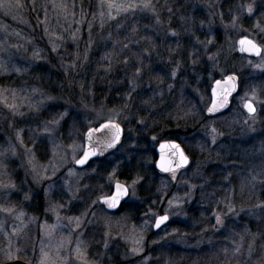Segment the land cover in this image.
<instances>
[{
    "label": "rangeland",
    "instance_id": "rangeland-1",
    "mask_svg": "<svg viewBox=\"0 0 264 264\" xmlns=\"http://www.w3.org/2000/svg\"><path fill=\"white\" fill-rule=\"evenodd\" d=\"M66 1L40 0L33 10L42 20L39 29L42 37H26L20 28L25 24L22 17L25 10L21 0H0V153H4L0 156V183L16 185L11 190L0 188V208L14 209L11 213L0 211V263L23 260L30 264H40L43 248L49 255V264H85V261L87 264H104L105 259H110L106 255L110 250H114V254L127 263L148 264L159 247L175 245L190 248L199 246L201 242L206 243L208 237L211 238L213 233L224 226L216 225V214L223 216L224 223L229 217L239 221L238 217L245 213L252 219L257 218L260 209L253 206L260 201L237 204L230 195L224 209H218L217 206L212 208L209 215L212 223L203 228L201 233L192 234L182 229V223L185 227H195L188 222L191 220L188 207L198 203L197 197L204 202L202 198H207L204 195L206 187H214L212 179L205 177L202 172V168L209 163L217 161L222 165L226 172L225 183L233 182L235 172L240 178V190L243 188L246 192H259L264 183V61L261 57L233 56L236 51L235 42L240 36H248L264 45V32L260 31V28H264L263 24L256 20L252 29L244 20L250 16L243 6L253 3V0H188L181 8L176 6V9L174 6L179 4L177 0H152L154 11L131 7L139 5L141 0H98L97 16L102 24L120 16L144 18L142 22L155 40L152 50L146 53L148 61L167 73L163 88L159 91L160 86L156 92L157 97H166L167 104H174L172 97L175 101V96L179 94L181 98L177 99L186 108H201L205 111L209 103V95L204 93L206 84L210 88L215 79L228 73L244 77L243 90H238L233 98L234 104L229 107V113L222 119L207 121L201 130L205 136L202 139L207 142L209 151H215L216 155L209 153L207 158L196 163L191 170L188 167L180 170L176 181L171 176L159 174L156 189L158 198L143 212L134 206L137 202L143 206V202L139 201L137 184L136 195H129L122 207L111 214L103 209L99 198L110 194L115 181L132 185L136 178L122 174L123 164H129L132 160L128 159L130 156H135V160L142 163L144 168L154 166L156 155L152 158L151 151L155 152L161 141L157 142V138L153 140L155 135L148 136L147 144L141 143L140 146L137 132L145 129V123L140 124V120H134L130 109H105L91 106L82 99L79 102L84 110L78 109L76 113L79 114L78 122L81 121L79 125L85 127L83 132L72 125L66 129L63 121L67 116L58 125H48L53 129L51 136L42 132L46 122L59 118L58 113L65 109L71 113L72 110L61 90L58 89L55 94L50 93L37 83L33 74L40 65L49 63V52L56 53L67 42L76 45L80 43V23L75 21L72 12L66 10ZM256 6L264 8V0H255L254 8ZM233 15H239L236 27L231 26ZM157 17L159 24L156 23ZM257 24L260 28L256 27ZM173 30L178 36L171 35ZM210 38L214 43L208 45L207 49L196 42L197 39L206 41ZM218 38L220 41L216 42ZM170 41H175V44L167 51L166 46ZM37 51L42 59L34 57ZM213 54L216 55L215 62L208 59ZM193 59H197L198 63L193 64ZM177 61L181 68L177 76L172 77L170 73ZM144 79L141 77L137 81V90L150 87L152 92L156 91V86ZM253 88L257 96L254 119L243 111L244 101L241 99L246 92L251 97ZM48 96L56 99L47 100ZM12 104L17 105L16 114L7 107ZM38 104L39 111L35 108ZM109 120L124 126L122 143L103 158L76 167L73 147L77 150L78 159L83 155L85 132L95 128V124L100 121ZM212 128L221 133L216 135L215 143L212 141ZM139 150L141 152L137 153ZM30 160L32 163H29ZM33 165L40 175L52 176V179L37 183ZM70 169L77 175L70 176ZM93 169L96 171L93 172ZM113 169L115 173L109 179ZM252 176L256 177L255 181L251 179ZM66 180L74 192L79 188L76 199L70 198L64 183ZM50 184L54 185L53 194L46 199L44 189ZM26 193L30 199H25ZM170 200L173 201L171 207ZM93 201L96 203L93 204ZM50 203H62L64 207L46 212ZM229 204L235 211H228ZM85 210L88 212L84 218L85 223L76 228L75 221L69 222L68 217L79 216ZM21 212L23 216L19 215ZM174 212H179V215H173ZM161 214L169 215V222L158 231H153L154 220ZM89 220L92 223H88ZM105 232L111 234L108 248L104 247L108 239ZM140 236H143V251L138 256H132L130 249L139 247L133 241ZM80 241H83L80 244L83 257H79L76 252ZM9 250L12 253L11 259L7 255Z\"/></svg>",
    "mask_w": 264,
    "mask_h": 264
},
{
    "label": "trees",
    "instance_id": "trees-1",
    "mask_svg": "<svg viewBox=\"0 0 264 264\" xmlns=\"http://www.w3.org/2000/svg\"><path fill=\"white\" fill-rule=\"evenodd\" d=\"M39 2L40 0H21L22 8L25 10L22 16L25 24L20 28L24 30L26 37H42L40 31L42 20L40 15L33 10ZM187 2L188 0H177L176 3L179 4L174 8H178L176 6L181 8V5ZM66 7L67 11L73 13L75 21L80 23L78 29V35L81 37L80 43L76 45L73 42H67L56 53L49 52V63L40 65L33 73L37 83L45 90L55 94L59 89L68 101L72 110L63 121L66 129L72 125L79 127L82 132L85 130L84 126L79 125L81 121L78 122L79 114L76 113L78 109L84 110L79 102L82 99L91 106L105 109H130V115L134 117V120L143 119L145 129L137 132L140 146L147 144L148 136L153 135L156 136L157 142L166 139L180 142L190 158L188 170L207 158L209 153L216 155L215 151H209L207 142L202 139L204 135L201 130L207 121L222 119L229 113V110L216 117H207L201 108L198 110L186 108L178 100L181 98L179 94L175 96L178 98L175 101L172 97L174 104H167L166 97L163 95L157 97V89L160 86L159 91L163 88L167 73L148 61L146 53L152 50L155 40L151 31L144 26L142 22L144 18L120 16L102 24L97 16L98 0H67ZM252 15V17L244 18L247 25L254 29V22L257 20L264 27V8L256 6ZM133 28L136 29L135 32L132 31ZM219 41V38L216 39V42ZM125 44L128 45L127 48H124ZM174 44L175 41L168 42L166 50H171ZM106 55L111 59L110 71H106L109 65V59L105 58ZM233 56L240 58L236 51L233 52ZM139 58H142L144 65L148 66L144 69L142 77H145L144 80L150 85L154 84L156 91L152 92L150 87L137 90L133 93L131 107L124 108L125 94L129 91L128 81L132 78L136 67L139 66L137 63ZM125 59L129 61L128 64L123 63ZM72 64H75V67L70 68ZM243 86L244 77L240 75L239 92L243 90ZM204 89V93L208 96V84ZM149 98H153L152 105H145L143 101ZM233 104L234 101H232ZM186 113L189 114L186 115ZM102 123L104 121L95 125L98 127ZM121 127L124 129V126L121 125ZM180 132L183 134H179ZM140 152V150L137 151V153ZM151 156L155 158L153 150ZM133 157L129 164H123L122 174L136 178L139 173L144 177L137 185L139 201L143 202V206L138 202L134 204L141 212L147 206H151L156 197L158 198L156 189L160 176L153 165L144 168L142 163H138L135 156ZM202 172L205 177L212 179L214 187L210 189L206 187L204 195L207 198H202L204 202L197 197L198 203L188 207L191 217L188 222L190 225L194 224L195 227H185L182 223V229L189 233H201L203 228L211 225L212 220L209 215H211L212 208L217 206L218 209H224L230 195L237 204H249L251 201L264 202V183L259 192H246L243 188L240 190L238 185L240 178L234 171L233 182L225 183V169L217 161L203 167ZM211 194H213L212 197H210ZM238 218L239 221L229 217L220 231L213 233L211 238H207L206 243L201 242L202 244L200 243L197 247L181 248L175 245L159 247L148 264H264V213L260 210V214L254 219L246 213ZM253 234L256 235L253 236ZM237 247H239V252L234 251ZM224 249L228 250L227 253ZM106 255L110 259H105L104 264H130L114 254V250L108 251Z\"/></svg>",
    "mask_w": 264,
    "mask_h": 264
},
{
    "label": "snow or ice",
    "instance_id": "snow-or-ice-1",
    "mask_svg": "<svg viewBox=\"0 0 264 264\" xmlns=\"http://www.w3.org/2000/svg\"><path fill=\"white\" fill-rule=\"evenodd\" d=\"M254 5H255V0H253V3L247 4L246 6H243L247 13L249 14V16H251L254 13ZM2 6V5H0ZM19 6V5H17ZM110 7L112 5H109ZM132 8L135 7H140L142 9L145 10H155V6L152 2V0H141V3L139 5H132ZM126 10V9H125ZM169 11H171V9H169ZM239 22V15H233L232 16V27H236V25ZM156 23L159 24L160 20L159 17H157ZM257 28H260L259 24L256 25ZM133 32L136 31L135 28L132 29ZM260 31L264 32V28H260ZM172 36H178V33L176 31H172L171 32ZM198 44H201L205 49H207L208 45L213 44L214 40L213 39H208L206 41H200L197 39L196 41ZM240 44V51L241 52H249V53H254L257 56H260L262 61H264V45H261L260 43H258L256 40L254 39H249L247 37L241 39L239 41ZM128 45L125 44L124 48H127ZM179 47V45H178ZM53 51H55V48H53ZM34 57L36 58H40L42 59V57H40V53L37 51L34 53ZM85 58L86 55H85ZM106 59H109V65L108 68L106 69V71H110L111 70V59L110 56L106 55L105 57ZM209 60H212L215 62L216 60V55L213 54L212 56L208 57ZM124 64H128L129 61L127 59H125L123 61ZM138 63V67H136L135 72L132 74V78L128 81L129 83V91L125 94V100H124V104L123 107L124 108H129L131 107L132 104V100H133V93L136 92L137 88L139 87V84L137 83V81L143 76L144 74V69L146 67H148L147 65H144L143 63V59L139 58L137 60ZM193 64L198 63L197 59H193L192 60ZM259 67V65H257ZM70 68L75 67V64H72L69 66ZM181 68V64L179 61L176 62L175 67L172 69L170 75L172 77H176L177 76V71ZM17 71H19V69H17ZM225 85H228V87L223 88L219 93L217 92V89L213 90V100H212V105L210 107L207 108L208 113H215L218 112L221 108L225 107L227 105V97L229 95H231L232 92L236 91V77L234 75H229L226 77V79L223 82ZM217 84V88L220 87L221 85V81H216ZM171 87V85L169 86ZM33 91L35 92L36 89H33ZM14 95V93H13ZM56 97L53 96H48L47 100H55ZM244 103H243V107L247 110V112L249 113V117L253 118L255 117V113H256V107H255V102L257 101V96H256V89L253 88L252 89V94L251 97H249V94L246 92L245 96L241 98ZM152 101L153 98H149L148 100L143 101V103L145 105H152ZM42 103V102H41ZM7 107H9L14 114L17 113V105L12 104V105H7ZM30 107H32L30 105ZM39 107L40 105H36L35 108L37 111H39ZM20 115H23V113H19ZM189 113H186V115ZM69 115V112L67 109H65L63 112L58 113L59 118L58 119H53L51 121H48L45 123L42 132L48 134L49 136H51L53 129L49 128L48 125H58L60 123L61 120H63L66 116ZM140 124H144L145 121L143 119H141L139 121ZM102 130H107V133L104 137L103 140H98L95 144L92 143V134L94 132H99ZM211 132L213 133V137H212V141L213 143L216 142V135L217 134H221L218 133V130L216 128H212ZM122 133H123V129L121 128V125L113 120H109L107 123L102 124L100 126V128H89L88 133H87V139H88V146L84 147L83 149V155L80 156L78 159L76 158V148L73 147V159L76 165H86L88 164L89 160L92 157H95L97 155H104V152L107 151L108 149H115L117 147V145H120L122 143ZM19 135V134H18ZM153 140L156 139V137H152ZM72 147V146H70ZM165 149H171L173 150L172 155L174 157H176V159H170L167 157V155L165 154ZM7 151V150H6ZM31 151V150H29ZM160 151H161V157L160 160L156 162V167L159 168V170L163 173H169L171 175V179L173 181L178 180V176L177 173L181 170L184 169L186 166H188L189 164V158L187 155H185L184 151L180 148L179 144H175V143H162L160 145ZM4 155V153H0V156ZM13 155H15V150L13 149ZM134 157L130 156L128 159L131 160ZM29 163H32V161L30 160ZM55 169V166H53ZM33 173L34 175V179L36 180L37 183H40L43 180H51L52 176H42L40 175L39 172H37L35 165H33ZM58 170V169H56ZM96 169H93V172H95ZM115 173V169H113V173L109 174V179H111L112 175ZM55 175V170L53 171V176ZM69 175L73 176V175H77V173L74 170H69ZM144 179V177L142 175H140L139 173H137L136 179H134L132 181V185L128 186L125 184H121L119 182H117L115 184V190L112 192L111 195H107V196H103L100 197V202L107 205L108 208L110 209H114L117 208L121 201L124 200L126 197H129V195L135 196L136 192H135V185H137L138 183H140L142 180ZM253 181L256 180L255 176H252L251 178ZM65 186H66V190L70 196L71 199H76L77 198V192L79 191V188H77V190L74 192L71 188V186L68 184V181L66 180L65 182ZM77 183L79 184V181H77ZM185 184L188 183L187 180L184 181ZM54 185H49L47 188L44 189V195L47 198H49L53 192ZM85 187H87V185H85ZM190 187H195V185H191ZM0 188H4V189H15L16 185L14 184H3L0 183ZM25 199H30L29 194H25ZM96 201H93V204H95ZM169 205L170 207L173 205V201H169ZM64 207V205L62 203H57V204H49V207L45 209V211H56L57 208H62ZM176 207H179V205H176ZM255 209H260L262 213H264V202L261 203H257L256 205L253 206ZM0 211H5V212H9L11 213L12 211H14V209L11 208H0ZM228 211L229 212H233L235 211L232 206L229 204L228 205ZM20 216H23L24 213L21 212L19 213ZM88 215L87 210H85L83 213H81L79 216H75V217H68L69 222L75 221L76 223V228H80L81 226L84 225L85 220L84 218ZM94 215V214H93ZM173 215H179V212H174ZM59 218V217H58ZM170 216L165 214V215H161V216H157L155 219V224L154 227L159 229L161 227V225H164L167 221H169ZM215 220H216V225H223L224 224V219L223 216L221 214H216L215 216ZM88 223H92V221H88ZM147 223V221L145 222ZM247 231V230H246ZM256 234H253V236H255ZM105 236L108 237V239L105 240L104 242V247L108 248V244H109V239H111V234L110 232H105ZM142 242H143V236H140L138 239H135L133 241L134 245H138L134 246L130 249V254L132 256H138L142 251H143V247H142ZM83 241H80L77 245L76 248V252L77 255L79 257H83V252L81 251L80 248V244H82ZM153 243H158L157 241H154ZM250 249H251V245H250ZM225 253H227V249H224ZM235 252H239V247L234 249ZM42 252V256H41V261L40 264H49V255L47 252H44L43 248L41 249ZM9 259L12 258V253L9 250V252L7 253ZM85 264H87V262L85 261Z\"/></svg>",
    "mask_w": 264,
    "mask_h": 264
},
{
    "label": "water",
    "instance_id": "water-1",
    "mask_svg": "<svg viewBox=\"0 0 264 264\" xmlns=\"http://www.w3.org/2000/svg\"><path fill=\"white\" fill-rule=\"evenodd\" d=\"M245 37H247V38H249V39H252V38H250V37H248V36H240V37L236 40V42H235V47H236V52H237V54H239V55H243V56H247V57H250V58H259L260 56H257V55H255L254 53L241 52V51L239 50V49H240L239 41H240L241 39L245 38ZM229 75H234V76L236 77V91H235V92H232L231 95H229V96L227 97V105H226L225 107L221 108L218 112H215V113H208L207 108L210 107V106L212 105V100H213V90H214V89H217V92L219 93L223 88L228 87V85H225L223 82H224V80L226 79V77L229 76ZM216 81H221V85H220L219 88H217ZM238 90H239V77H238V75H237L236 73H228V74L224 75L222 78H217V79H215V80L212 82V84H211V86H210V89H209V103H208V106L206 107V109H205V111H204L205 115L208 116V117H215V116H218V115H220V114L225 113V112L229 109V107H230V105H231V100H232V98L238 93ZM255 107H256V106H255ZM242 109H243V111H244L247 115H249V113L247 112V110H246L243 106H242ZM256 111H257V108H256ZM105 123H107V122H104V123H102V124H105ZM102 124H101V125H102ZM101 125H100V126H101ZM100 126H98L97 129L100 128ZM88 130H89V129H88ZM88 130H87V131L85 132V134H84V144H85V147L88 146V143H89V142H88V139H87V133H88ZM106 133H107V130H102V131H99V132H94V133L92 134V143L95 144L98 140H103L104 137H105V135H106ZM162 143H175V144H179V145H180V148H181L182 150H183V148H182L181 144H180L177 140H173V139L161 141V142L156 146V148H155V154H156V160H155V163H154V168H155V170H156L157 173H159V174H162V175H170L169 173H163V172H161V171L159 170V168L156 167V162L159 161V160H160V157H161L160 145H161ZM117 146H118V145H117ZM112 150H114V149H108L107 151L104 152V155H102V156L97 155V156H95V157H92L91 159H101V158H103L108 152H110V151H112ZM183 151H184V150H183ZM172 152H173V150H171V149H165V154L167 155L168 158H170V159H176V157H174V156L172 155ZM184 153H185V152H184ZM185 155H187V154L185 153ZM188 158H189V157H188ZM91 159H90V160H91ZM189 163H190V159H189ZM74 165H75L76 167H82V166H80V165H76V164H74ZM188 165H189V164H188ZM83 166H84V165H83ZM187 167H188V166H186L185 168H187ZM185 168H184V169H185ZM170 176H171V175H170ZM117 182H119V183H121V184H125V183L122 182V181H115V182L113 183V185H112V190H111V193H110L109 195H111L112 192L115 190V184H116ZM125 185H126V184H125ZM106 196H107V195H106ZM102 197H103V196H102ZM127 198H128V197H126L124 200H122L121 203H120V205H119L117 208H114V209H110V208H108L107 205H105V204H103V203L100 202V199H99V203L102 205V207L104 208V210H105L106 212H108V213H114V212H116V211H118V210L120 209V207H121L122 204L126 201ZM161 215H165V214H161ZM161 215H158V216H161ZM167 223H168V221H167L164 225H161V227H160L159 229H161L162 227H164ZM154 224H155V220H154V223H153V226H152L153 231H158L159 229L155 228V227H154ZM0 264H30V263H28V262H26V261H23V260H12V261L1 262Z\"/></svg>",
    "mask_w": 264,
    "mask_h": 264
}]
</instances>
